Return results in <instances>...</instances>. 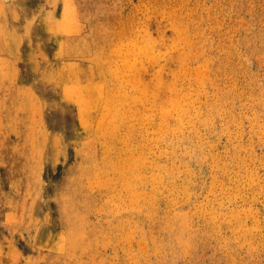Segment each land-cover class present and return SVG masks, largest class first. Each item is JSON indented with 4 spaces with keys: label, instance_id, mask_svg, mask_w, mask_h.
Returning a JSON list of instances; mask_svg holds the SVG:
<instances>
[{
    "label": "rangeland",
    "instance_id": "374dc122",
    "mask_svg": "<svg viewBox=\"0 0 264 264\" xmlns=\"http://www.w3.org/2000/svg\"><path fill=\"white\" fill-rule=\"evenodd\" d=\"M0 264H264V0H0Z\"/></svg>",
    "mask_w": 264,
    "mask_h": 264
},
{
    "label": "bare ground",
    "instance_id": "6f19581e",
    "mask_svg": "<svg viewBox=\"0 0 264 264\" xmlns=\"http://www.w3.org/2000/svg\"><path fill=\"white\" fill-rule=\"evenodd\" d=\"M66 12V11H65ZM65 22V21H64ZM87 85L85 84V87H86ZM89 87V86H88ZM91 87H93V86H91ZM84 88V87H83ZM96 88V87H95ZM94 89V88H93ZM81 91V90H80ZM84 113V112H83Z\"/></svg>",
    "mask_w": 264,
    "mask_h": 264
}]
</instances>
